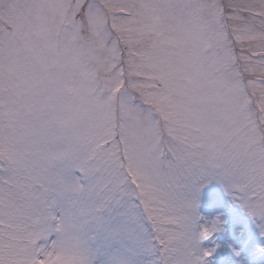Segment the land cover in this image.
Wrapping results in <instances>:
<instances>
[{
	"label": "snow or ice",
	"instance_id": "obj_1",
	"mask_svg": "<svg viewBox=\"0 0 264 264\" xmlns=\"http://www.w3.org/2000/svg\"><path fill=\"white\" fill-rule=\"evenodd\" d=\"M0 264H264V0H0Z\"/></svg>",
	"mask_w": 264,
	"mask_h": 264
}]
</instances>
